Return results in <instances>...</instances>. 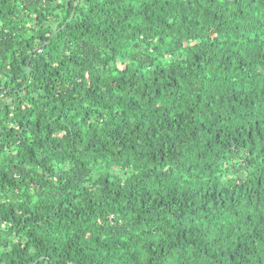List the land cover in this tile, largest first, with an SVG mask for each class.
Wrapping results in <instances>:
<instances>
[{
	"label": "trees",
	"instance_id": "trees-1",
	"mask_svg": "<svg viewBox=\"0 0 264 264\" xmlns=\"http://www.w3.org/2000/svg\"><path fill=\"white\" fill-rule=\"evenodd\" d=\"M262 116L264 0H0V264H264Z\"/></svg>",
	"mask_w": 264,
	"mask_h": 264
},
{
	"label": "snow or ice",
	"instance_id": "snow-or-ice-1",
	"mask_svg": "<svg viewBox=\"0 0 264 264\" xmlns=\"http://www.w3.org/2000/svg\"><path fill=\"white\" fill-rule=\"evenodd\" d=\"M85 2V0H80V4L82 5L83 3ZM102 2V0H101ZM221 2H223V0H221ZM259 0H252V3H258ZM260 122H264V116L260 117ZM260 127V123H257V128ZM259 139H261L262 141H264V135L260 136ZM3 145L0 144V148H2ZM182 219V217H181ZM7 225L6 224H3V223H0V229H3V228H6Z\"/></svg>",
	"mask_w": 264,
	"mask_h": 264
}]
</instances>
